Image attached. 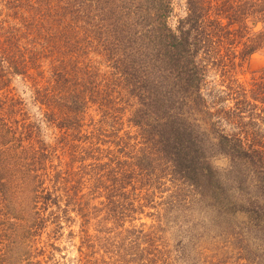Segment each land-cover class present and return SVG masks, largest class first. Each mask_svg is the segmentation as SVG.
I'll use <instances>...</instances> for the list:
<instances>
[{"label": "trees", "instance_id": "obj_1", "mask_svg": "<svg viewBox=\"0 0 264 264\" xmlns=\"http://www.w3.org/2000/svg\"><path fill=\"white\" fill-rule=\"evenodd\" d=\"M187 5V17L173 28L172 0H9L10 12L0 24V191L28 190L33 166L55 154L43 141L41 161L24 155V144L38 133L27 125L24 102L10 97L21 79L32 82L34 103L47 110L46 122L65 132L63 148L73 153L72 163L80 155L77 162L93 169L57 177L68 184L65 210L79 206L92 182L102 188L107 165L109 192L127 200L128 189L137 191L148 170L159 169L179 187L170 208L243 215L246 222L236 226L264 243V69L249 91L236 79L238 68L264 53V0H187ZM91 53L109 64L112 85L122 90L118 98L106 92L107 77L101 80ZM125 91L135 101L129 122L145 145L144 157L127 163L102 149L109 144L105 138L120 129L112 126L108 135L100 121L83 134L91 108L100 105L98 111L112 119L109 105L128 103ZM217 156L231 163L224 176L212 165ZM88 160L93 162L86 165ZM35 191L26 196L31 205L42 197ZM236 194L242 198L234 199ZM55 196L60 198L47 194L46 204L61 206ZM18 200L17 212L25 204V198Z\"/></svg>", "mask_w": 264, "mask_h": 264}, {"label": "rangeland", "instance_id": "obj_2", "mask_svg": "<svg viewBox=\"0 0 264 264\" xmlns=\"http://www.w3.org/2000/svg\"><path fill=\"white\" fill-rule=\"evenodd\" d=\"M8 1L0 0V24L10 12L6 8ZM187 6V0H172L173 13L169 23L173 28L177 27L179 20L187 17ZM97 45L95 43L94 47ZM89 56L93 65L99 69L101 80L107 77L106 92L118 98L122 90L117 88L118 85H112V81H115L110 79L112 69L109 64L104 57L93 53ZM263 69L264 53L255 54L249 62L237 69L236 79L249 91L253 89ZM217 80H221L220 76ZM32 86V82L18 79L13 85L15 91L10 95L24 102L29 115L27 125L33 124L38 133V137L35 133L32 140L24 144V155L41 161L40 145L43 141L55 150V154L49 153L46 162L33 166L35 172L32 176L35 177L30 180L28 190L19 192L18 189H12L5 194L0 191V264H264V243L258 241L255 233L236 226L246 222L245 216L223 217L217 214L218 211L192 206L170 208L171 197H176L174 195L179 187L174 185L172 176L160 173L159 169L153 171L154 174L148 170L150 176L136 184L137 191L128 189L130 195L127 200L122 194L109 192L108 187L112 183L107 165L101 171L102 188L95 189L96 184L92 182L80 194V197H86L78 199L79 206L65 210V187L68 184L61 179H67L69 172L81 173L84 167L81 162H77L80 155L72 163L73 153L63 148L65 132L46 122L47 110L34 103ZM124 94L123 101L128 99L130 103H119L116 100L115 105H109V116L114 119L105 118V114L98 111L100 105L91 108L86 122L88 127H84L83 134L87 129L92 130L89 126L94 122L99 124L100 121L104 122L108 135L113 134L112 126L120 129L115 137L105 138L109 144L102 149L110 148L113 157L127 163L137 157L143 158L145 145L139 139L140 130L129 122L130 106L135 101L127 91ZM21 117L16 118L21 120ZM74 134L73 131L69 133L71 141ZM118 136L123 139H118ZM59 140L63 143H59ZM76 143L81 144L78 141ZM92 162L88 160L86 165ZM106 162L103 160L101 164ZM212 165L224 176L231 163L229 159L217 156L213 158ZM86 168L85 172L87 170L92 174L93 169ZM58 176L62 178L58 180ZM226 180H229L228 177ZM29 190H37L42 196L32 205L29 198L26 200ZM89 190L97 192L89 196ZM47 194L60 196L58 199L55 196L54 200L60 201L61 206L46 204ZM241 194H236L234 199L238 196L242 198ZM17 198H25V204L18 212L20 200ZM124 204L125 207H122ZM28 217L31 223L27 222Z\"/></svg>", "mask_w": 264, "mask_h": 264}]
</instances>
